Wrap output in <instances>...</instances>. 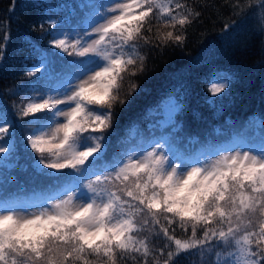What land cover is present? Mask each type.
I'll return each instance as SVG.
<instances>
[{"label": "snow or ice", "instance_id": "1", "mask_svg": "<svg viewBox=\"0 0 264 264\" xmlns=\"http://www.w3.org/2000/svg\"><path fill=\"white\" fill-rule=\"evenodd\" d=\"M83 7L89 12L73 40L49 20L51 47L80 59L54 67V53L34 50L37 64L27 75L43 69L52 84L20 109L23 117L45 113L27 122L26 147L63 183L56 196L26 207L0 196V264H179L192 250L213 253L216 264H264V138L211 155L184 151L168 135L114 159L103 152L114 104L136 91L131 83L120 96L125 77L143 70L139 42H152L153 21L172 29L157 31L158 40L182 44L198 13L181 0ZM222 80L213 78V96L229 87ZM5 113L0 139L9 143Z\"/></svg>", "mask_w": 264, "mask_h": 264}, {"label": "trees", "instance_id": "2", "mask_svg": "<svg viewBox=\"0 0 264 264\" xmlns=\"http://www.w3.org/2000/svg\"><path fill=\"white\" fill-rule=\"evenodd\" d=\"M86 3L100 4L101 0H0V45H4L0 109L6 110L12 136L9 143L7 137L0 139V145L8 148L0 153V196L20 205L56 196L63 183L53 180L55 173L38 166L36 154L26 147L31 132L27 122L45 113L23 117L20 109L52 84L43 69L35 76L27 73L37 64L35 51L54 53L52 58L60 59L55 67L80 59L51 47L49 20L59 21L58 31L75 35L84 27ZM181 3L198 13L182 30V44L162 43L157 31L172 29L154 24L147 33L152 42H139L145 57L143 70L123 81L121 98L127 96L131 83L136 91L123 106L118 101L114 104L113 126L103 141L108 158L147 147L161 135H168L187 152H206L237 142L259 144L264 138V0ZM224 77L229 78V87L213 96V78L223 82ZM168 104L171 115L164 112ZM179 264H216V257L192 250Z\"/></svg>", "mask_w": 264, "mask_h": 264}, {"label": "rangeland", "instance_id": "3", "mask_svg": "<svg viewBox=\"0 0 264 264\" xmlns=\"http://www.w3.org/2000/svg\"><path fill=\"white\" fill-rule=\"evenodd\" d=\"M254 16H255V14L252 15V18H253ZM153 24H154V25H157L155 21H153ZM161 26H162V25H160V27H161ZM61 38H64V37H61ZM74 38H75V35H74V34H71V35H69V36L67 37V39H69V40H73ZM74 58H76V57L74 56ZM58 61H60V59L52 58V66L55 67V65H56V63H57ZM45 94H47V91H45ZM40 98H41V97H40ZM40 98H38L37 101H39ZM61 107H64V106L62 105ZM164 112H165V114H167V115H171V113H172V108H171V105H170V104L166 105ZM56 119H62V118H59V117H58V118H56ZM231 146H232V145H231ZM231 146H230V147H231ZM225 154H227V153H225ZM209 155H211L210 152H209ZM32 210H34V209H32Z\"/></svg>", "mask_w": 264, "mask_h": 264}]
</instances>
